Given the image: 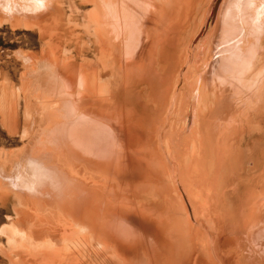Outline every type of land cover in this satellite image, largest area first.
I'll return each mask as SVG.
<instances>
[{
    "label": "rangeland",
    "instance_id": "obj_1",
    "mask_svg": "<svg viewBox=\"0 0 264 264\" xmlns=\"http://www.w3.org/2000/svg\"><path fill=\"white\" fill-rule=\"evenodd\" d=\"M34 1L0 0V185L2 181L3 183L5 181L0 186V264H29L33 262L31 261L34 259L32 252L35 248L30 247L26 236L28 227L31 224H34L35 228H38L37 226L41 224L40 228L37 229H40V231L36 230L39 233L38 236L40 235L37 241L38 243L41 241L40 233L43 229L42 226H45L46 218L43 210H41L40 202L30 199L27 195L28 183L31 178L30 169L34 167L35 170H39V162L41 163L44 157L42 154L46 152L48 145L54 144L53 139L55 140V137L51 133L53 127H50V133H48L49 129L46 128V131L44 127L50 126L51 113L60 107V92L66 89V92L69 89L72 91L74 88L76 90L73 92L78 90H82V93L83 91L85 93L89 92L86 95L81 93L75 96V93H70L69 90L67 94H71L70 98L75 104L82 102V98L80 101L77 97L83 96L84 99H87V101L83 100L82 103H86V107L95 108L105 114L110 113L111 116L115 114L117 120L120 119L123 111L125 113V109L131 110L133 115L136 116V113H140L138 108L143 106L139 105V102L141 101L140 104H142V101H147L146 110L144 109L145 106L142 107V110L149 114V118L143 122L140 120L139 125L143 128V135L147 137L148 144L152 146L159 161L166 163L168 170L172 172L176 187L182 190V193L185 192L187 187L185 182L186 172H184L187 156L186 144H196V146L201 147L205 157L209 160L208 166L203 169L204 178H209V169L217 177L218 195L216 201L221 206L219 210L223 215L224 228L228 230L233 226L237 237L246 238L249 234L255 232L254 230L258 226L262 225V221L264 224V18L260 19L261 23L256 24L259 20L256 15V4L259 0H202L195 21H190V27L182 34L180 45L171 54L170 59L173 61L174 66L171 67L169 73V91L167 90L161 94L157 104L148 99L145 91H143L140 94L141 100L138 99L137 102L134 100L126 105L124 100L119 101L118 94H113L119 88L116 80H121L125 76L124 72L117 71L114 68V58H123V50H121L122 53L118 50L116 54H111L118 44L111 45V48H108L113 43L104 40L105 33L97 21V17L100 15L94 10L92 4H86L85 0H49V2L42 0L39 1V6L33 8V10L32 3ZM226 4H230L234 9L229 10L231 6ZM238 4H244L247 8L245 10L248 23L241 20ZM227 10L230 14H235L233 15L234 20L232 21L234 23L232 24L231 20H229V23V21H226L228 19H224L229 14ZM226 13L228 14L225 15ZM94 15H97V20L93 19ZM175 20L172 18L171 22ZM182 20H184V15L181 16L180 22ZM155 22V26H151L150 29L147 28V33L149 31L151 34L154 33L152 35L153 39L158 38L159 40L156 39L155 41L160 43L164 38L162 37L163 30L158 29L157 21ZM219 22L223 24L219 25ZM62 27L67 32L69 41L65 42L60 39L61 34L64 32ZM233 27H237L236 30ZM227 30H233L230 32L232 36L236 33L234 34L236 37L233 36V40L228 43H222L224 41H222L223 33L227 35ZM148 39L145 38V40ZM99 40H102V42L99 43ZM94 42L98 44L95 45ZM101 44L103 47L108 46L103 48ZM100 48L102 51L99 50ZM120 49L123 48L120 46ZM100 56H103L102 58L106 60L103 61ZM136 58V61H133L134 63L138 61V58ZM221 62L225 64L224 69L221 67ZM58 64L71 68L70 72L73 71L77 75L74 73L65 74L63 67ZM219 66L220 68H218ZM81 69L82 71H80ZM185 71L187 72L186 82L189 83V86L186 85L187 92L185 98L182 99L178 92L173 93L172 91L177 75ZM217 71L219 74L216 73ZM57 72L58 74H56ZM160 72L162 70H158V73ZM78 74L83 75L80 80V76L77 77ZM59 75L60 77H58ZM65 75L68 77L66 76V78ZM61 76L63 77L61 78ZM196 76H201L199 85L193 80ZM98 77L101 89L96 95L93 94L96 87L92 84H94V79ZM71 78L73 80L76 78L78 82H76V79L71 81ZM82 79L86 81L85 84L88 83L84 88V80ZM53 81L55 84L58 83V85H64L65 87L57 85L55 87ZM72 82L75 84L73 85ZM182 83L183 79L179 77L178 88L181 87ZM58 87L60 91L57 90V94L54 90ZM143 87L145 85L141 84L133 87V90L137 92L142 90ZM200 88L205 90L203 97L205 108L202 112H199L198 105L200 102L198 90ZM218 100L219 102H217ZM116 111H119L120 114H116ZM46 116H48V119ZM134 116H132L133 120ZM120 120L123 121L122 117ZM146 123L147 125H145ZM40 134L45 136L44 139L47 144ZM50 134H52V137ZM31 137L37 138L34 140ZM39 138L42 140H38ZM31 139L34 141L33 145L30 143ZM35 141L38 142L37 144L43 143L42 148L44 146L45 148H40L42 144L40 147L39 145L35 146ZM30 145H32L33 150V146L38 150L40 149L39 152L36 148V151L32 150L31 152ZM168 145L170 151L167 148ZM27 151L30 156H33L32 159L37 158L36 162L38 164L29 160L31 157L27 158L29 156V154L26 156ZM20 163H25L23 166L26 167H22ZM30 163L33 167L30 166ZM33 163L35 164L33 165ZM22 173L24 174L22 175ZM4 175H6V178ZM28 176L29 178H27ZM16 179L17 181H15ZM2 187L6 189L3 190ZM10 187L12 190L17 188L15 191H18L19 196L22 192H24V195L26 193V196L19 197L15 191L10 190ZM28 198L32 203H38L39 206L36 205L38 208L34 206V203L29 202ZM182 198L186 201L189 200L187 195L184 194ZM23 200L26 203L22 202ZM24 203L26 207L23 206ZM34 208H37V210H34ZM19 210L21 212L17 214ZM42 215H44V220L40 222ZM29 218L33 221L30 220V222ZM34 218L40 220V223L34 222V220L36 221ZM242 240L244 239H239V247ZM261 252L262 250H253V264H264V251L262 252L263 255ZM257 253H260V256L256 255Z\"/></svg>",
    "mask_w": 264,
    "mask_h": 264
},
{
    "label": "bare ground",
    "instance_id": "obj_2",
    "mask_svg": "<svg viewBox=\"0 0 264 264\" xmlns=\"http://www.w3.org/2000/svg\"><path fill=\"white\" fill-rule=\"evenodd\" d=\"M39 1L42 0H35L32 3V9L39 6ZM46 1L49 2V0ZM120 1L121 0L84 1L86 4L91 3L94 10L100 15L98 17L94 15L93 19L95 18L97 20L98 18L97 21L102 26L105 33L104 40L113 43L109 46L107 45L108 48H111V45L118 44L111 54H116L118 50L122 53L121 50H123V58H114V68L117 71L121 70V72H124L125 76L123 79L121 78V80H116V84L119 88H117V91L113 92V94H120L119 96L117 95V98L119 101L121 99L124 100L126 105L128 102L134 100L137 102L141 97L140 94L145 91L146 97L157 104L161 98V94L170 89L168 86L169 73L170 69H172L171 67L174 66L173 61L170 59L171 54L176 50L177 46L180 45L182 34L190 27V21H195L196 15L199 14L197 11L203 1ZM125 1L127 2L125 3ZM244 4H238L240 8L239 14L241 15V20H245L244 22L248 23L245 10L247 8ZM226 5L224 6H231L230 4L228 6ZM233 9L232 6L231 8L229 7V10ZM256 11V15L259 19L256 24H258L260 19L264 18L263 0L257 2ZM228 13L225 15L228 14L229 16L227 15V18L224 17V19H228L226 20L227 22L229 20H234L233 15L235 14H230L229 11ZM91 15L93 16L92 12ZM182 15H184V20L180 22ZM229 17L233 19H229ZM172 18L176 20L171 22ZM155 21H157L159 26L157 28L161 29V31L163 30L162 37L164 38L160 43L155 41L156 39L159 40L158 38L155 40L153 39L152 35L154 33L151 34L150 31L147 33V28L150 29L151 26L156 25ZM232 23L234 22L232 21L231 24ZM220 24L223 23L219 22V25ZM221 28L222 26L220 29ZM236 28L234 30H236ZM250 30L252 31V29ZM260 30L262 31V29ZM63 31L60 39L65 42L69 41L67 32L65 29H63ZM230 31H226V33L228 32L227 35L223 33L222 41L224 40L225 42L223 41L222 43H228L236 37V35L234 36L236 33L233 34V37ZM249 33L251 34V32ZM224 35H226V37L229 36L226 39ZM145 38L149 39L145 40ZM102 40H99V43H101ZM94 43L95 45L98 44H96V42ZM107 46L105 45L104 47ZM120 46L123 49H120ZM101 48L99 49L100 51H102ZM136 57L138 61L134 63ZM221 64L219 65L224 69L225 64H223V62H221ZM59 66L63 67V65ZM218 68H220V66ZM63 69L65 74L74 73L73 71L72 73L70 72L72 70L71 68L63 67ZM158 70H162L163 73H158ZM80 71H82V69ZM84 73H86V71H84ZM186 73L185 71L177 75V80L174 82L175 86L172 91L173 93L178 92L182 99L185 98L187 92V88H185L186 85L189 86V83L186 82ZM216 73L219 74L218 71ZM56 74H58V72ZM67 75L69 76V74ZM67 75H65V77ZM52 76L54 77V74ZM79 76L78 74L77 77ZM82 76H80L79 80ZM58 77H60V75ZM62 77L63 76H61V78ZM179 77H182L183 83L181 87L178 88ZM200 77L196 76L193 79L198 85L201 82ZM74 80L71 78V81ZM98 80L99 77L94 79V84H92L96 87L95 92H93V94L96 95H98L97 93H99L101 89ZM56 82L58 81L56 80ZM76 82H78L77 79ZM83 82L84 88L88 83L85 84V80ZM58 83L55 84L54 82L53 85L59 87L64 86H60ZM72 84L74 85L75 83L72 82ZM141 84H144L145 87L135 92L133 87ZM59 87L57 89L54 88L56 93L57 90L60 91ZM66 90L60 92V107L58 110L51 113V118H49L51 121L50 126L46 124L48 127H44L42 125L45 130L46 128L49 129L48 133H50V129L53 127L51 133L53 137H55V140L53 139L54 144H51L53 146L48 145L46 152L42 154L44 157L43 161L41 163L39 162V170H35L30 163V166L33 168L30 169L31 178L28 183L27 195L30 199L32 198L34 201L40 202L42 207L41 210H43V214H45V216L42 215V218H40L42 219L41 221L34 218L36 219L34 222H43V216L46 218L45 226H42L43 229L40 233L41 241L39 243L37 239L40 235L38 236L39 233H37L36 230L40 228L41 224L37 226L38 228H35L34 224H31L27 230V241L30 243L31 248H35L32 252L34 258L31 260L33 261L31 262L32 264H253V250L257 249L259 251L262 250V252L264 251L263 221L262 225L260 227L258 226V228L254 230L255 232H252L246 238L237 237L233 226L228 230L224 228L222 223L223 215L219 210L221 206L216 201L218 195L216 186L217 177L214 176V173L209 169V178H204L203 169L208 166L209 160L205 157L200 146L198 147L196 144H186L185 150L187 156L185 159L184 172H186L185 182L187 183V187L185 192L182 193V190L176 187L172 172L168 170L166 163L159 161L152 146L148 144L147 137L143 135V128L139 125L141 121L143 122L149 118V114L142 110L143 106H145L144 109L146 110L147 101H142V104H140L141 99L139 100L140 102L138 101L139 105L143 106L138 108L140 113H136V116L133 115L131 110L125 109V113L123 111L124 114H121L123 120L121 122V117L119 116L120 121L117 120V115L115 117V114L112 112L113 115L111 116L110 113L105 114L95 108L86 107V103L82 104L83 100L87 101L83 96L80 98L77 97L79 100L82 98V102L75 104L70 98L71 94H67L70 89L67 92ZM75 90V88L74 90L72 89V91L70 90V93H75V96L76 94L82 93V90L73 92ZM83 93H85V91H83ZM88 93L86 92L85 95ZM204 94L205 90L200 88L198 90V97L200 98L198 104L199 112H202L205 108L203 99ZM210 95L212 94L210 93ZM217 102H219V100ZM116 114H120L119 111ZM48 116H46V118ZM132 116L136 119L133 117V120ZM145 125H147V123ZM52 134H50L51 137ZM42 135L41 138L44 139L45 136ZM31 138L33 139L34 137ZM36 138H34V140ZM32 139L30 143L33 145L34 141H32ZM38 140L42 139L39 138ZM45 141L44 139V142ZM37 143L38 142L34 145H39L40 147L42 144L40 147L42 148L43 143ZM32 145H30L31 152L33 150L31 147ZM35 146H33L34 150L36 148ZM167 148L170 151L169 145ZM36 149L38 150V148ZM29 152L26 153V156H28ZM170 154L169 152V155ZM32 157L33 156L29 154L27 158L36 162L37 158L32 159ZM20 164L22 167H26L25 165L23 166L25 163ZM34 164L35 163H33V165ZM36 167L38 168L37 165ZM23 174L24 173H22V175ZM4 176L6 178V175ZM15 176L17 177V175ZM27 178H29V176ZM15 181H17V179ZM15 185L17 186V184ZM5 186L8 188L7 185ZM6 188L2 187L3 190ZM10 190H12L11 187ZM17 193L18 191L16 194ZM22 193L20 196L17 195L19 197L26 196V193L25 195L24 192ZM183 194L185 196L187 195L188 201L182 198ZM30 199L29 202L32 203ZM22 202L25 201L23 200ZM25 203L23 204L24 207H26ZM34 204L35 207L39 206L37 205L38 203ZM37 208H34V210H37ZM20 212L21 210H19L17 214ZM25 217L27 216L25 215ZM30 220L33 221V219L29 218V221ZM27 224L25 225L26 227ZM37 231H40V229ZM239 239H244L240 247L238 245V242H240ZM35 246L38 248L36 249ZM259 254L257 253L256 255Z\"/></svg>",
    "mask_w": 264,
    "mask_h": 264
}]
</instances>
